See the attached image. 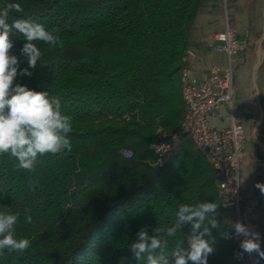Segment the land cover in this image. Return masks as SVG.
I'll use <instances>...</instances> for the list:
<instances>
[{
	"label": "trees",
	"instance_id": "1",
	"mask_svg": "<svg viewBox=\"0 0 264 264\" xmlns=\"http://www.w3.org/2000/svg\"><path fill=\"white\" fill-rule=\"evenodd\" d=\"M9 3L23 9L10 12V23L31 20L60 38L55 47L35 42L42 56L29 68L22 34L11 37L19 59L14 85L60 100L72 117V151L38 157L31 172L0 155V211L19 213L15 235L31 242L24 252L5 251L0 264H146L130 248L139 231L161 229L165 255L188 249L190 225L174 237L165 230L181 205L202 202L219 205L208 264H241L204 155L181 133L161 164L150 147L158 128L179 130L182 58L203 0H0V9ZM30 180L39 181L35 191Z\"/></svg>",
	"mask_w": 264,
	"mask_h": 264
},
{
	"label": "clouds",
	"instance_id": "2",
	"mask_svg": "<svg viewBox=\"0 0 264 264\" xmlns=\"http://www.w3.org/2000/svg\"><path fill=\"white\" fill-rule=\"evenodd\" d=\"M22 12L18 3H9L0 9V155L9 154L17 160L16 168L34 171L38 157L45 154H66L72 151L68 134L72 132V117L61 111V102L51 97L47 91H35L20 84L14 85L18 75L19 59L12 53V36L19 33L25 41L20 52L27 59L29 68H35L42 52L35 42H43L50 47L61 43L58 35L45 29L42 24L23 18L9 22L10 12ZM20 75H31L28 69H21ZM255 95H261L256 88ZM66 150V151H65ZM39 181H29V188L35 191ZM255 187L264 194V183L257 182ZM218 204L202 202L194 206L181 205L176 213V222L165 230L167 237H174L183 225H190L189 248L178 246L171 253L172 264H208V256L214 252L215 238L212 230L218 229L216 219ZM19 213L0 211V255L24 252L31 242L27 238H17L15 226ZM31 223V215L26 216ZM231 227L237 236H243L240 243L243 252L256 253L264 259L260 248L261 236L251 226L237 221ZM149 236L145 229L138 233V240L130 245L134 257L146 264H169V255L164 250L167 239L161 238V229L154 230ZM207 237V238H206Z\"/></svg>",
	"mask_w": 264,
	"mask_h": 264
},
{
	"label": "built area",
	"instance_id": "3",
	"mask_svg": "<svg viewBox=\"0 0 264 264\" xmlns=\"http://www.w3.org/2000/svg\"><path fill=\"white\" fill-rule=\"evenodd\" d=\"M224 11L225 28L215 34L212 47L215 51L225 54V65H213L198 78L188 64L189 59L195 57V52L187 49L182 58L183 66L180 72L184 107L179 130L161 132L159 137H163L151 141L150 147L157 156L156 163L161 164L179 133L187 135L214 171L221 206L231 224L240 221L254 228L261 209L257 199L244 201L241 192L240 168L245 157L247 136L240 116V107L234 101L235 56L244 50L245 43L238 38L237 27L230 21L227 0H224ZM223 105L227 107L229 126L219 128L213 125V121L219 119ZM130 117L129 113L124 115L126 120ZM123 154L131 156L132 151L125 148ZM228 238L238 262L259 264L258 254L249 255L242 251L240 243L244 237L237 236L232 227Z\"/></svg>",
	"mask_w": 264,
	"mask_h": 264
},
{
	"label": "crops",
	"instance_id": "4",
	"mask_svg": "<svg viewBox=\"0 0 264 264\" xmlns=\"http://www.w3.org/2000/svg\"><path fill=\"white\" fill-rule=\"evenodd\" d=\"M231 23L245 48L236 56L234 101L240 107L247 142L241 162V192L244 201L257 199L261 214L253 228L260 233L264 251V194L255 187L264 183V0H227ZM225 28L224 0H203L189 36V47L195 57L188 61L193 73L202 77L211 66L223 67L226 56L213 49L216 33ZM256 88L261 95H255ZM219 128L229 126L227 107L220 108V117L213 121ZM264 264V259H260Z\"/></svg>",
	"mask_w": 264,
	"mask_h": 264
},
{
	"label": "rangeland",
	"instance_id": "5",
	"mask_svg": "<svg viewBox=\"0 0 264 264\" xmlns=\"http://www.w3.org/2000/svg\"><path fill=\"white\" fill-rule=\"evenodd\" d=\"M164 131V129H160V128H158L157 130H156V132H155V139H161L160 137H163V136H160L159 137V135H161L162 133L161 132H163ZM177 139H178V137H177ZM177 139L175 140V141H177ZM175 141L173 142V144H172V148H173V145H174V143H175ZM171 148V149H172ZM227 216V215H226ZM259 264H260V261H259Z\"/></svg>",
	"mask_w": 264,
	"mask_h": 264
}]
</instances>
